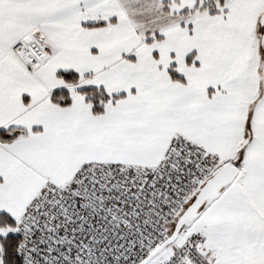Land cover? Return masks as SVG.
I'll return each mask as SVG.
<instances>
[{"label":"snow or ice","instance_id":"snow-or-ice-1","mask_svg":"<svg viewBox=\"0 0 264 264\" xmlns=\"http://www.w3.org/2000/svg\"><path fill=\"white\" fill-rule=\"evenodd\" d=\"M0 264H264V0H0Z\"/></svg>","mask_w":264,"mask_h":264}]
</instances>
